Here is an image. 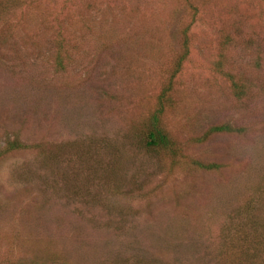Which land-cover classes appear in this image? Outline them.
I'll return each mask as SVG.
<instances>
[{"label": "rangeland", "instance_id": "rangeland-1", "mask_svg": "<svg viewBox=\"0 0 264 264\" xmlns=\"http://www.w3.org/2000/svg\"><path fill=\"white\" fill-rule=\"evenodd\" d=\"M262 226L264 0H0V264H264Z\"/></svg>", "mask_w": 264, "mask_h": 264}, {"label": "trees", "instance_id": "trees-1", "mask_svg": "<svg viewBox=\"0 0 264 264\" xmlns=\"http://www.w3.org/2000/svg\"><path fill=\"white\" fill-rule=\"evenodd\" d=\"M240 85V84H239ZM237 89V92L239 93L238 96H245L246 88L242 89L240 91V87H235ZM159 106H163V100L161 99L158 103ZM163 111V108H161L159 111H157L148 121L146 124V134L143 137V143L142 147L145 148L147 151H154V150H168L170 148V140L165 133L162 125H161V113ZM233 129L229 125H221V126H215L211 128L209 133H219V132H230ZM22 146L17 143H12L10 148H21ZM202 167L206 169L215 168L216 165H207L200 163ZM255 224H258V220L254 221ZM264 228V226H262ZM257 230V229H256ZM257 244L253 243V251H256L253 253L256 257L258 256L259 259L261 257H264V236H262L260 233L257 234ZM259 249V251H258ZM264 261V258H262Z\"/></svg>", "mask_w": 264, "mask_h": 264}]
</instances>
